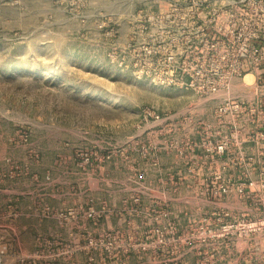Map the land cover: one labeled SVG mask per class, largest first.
Returning <instances> with one entry per match:
<instances>
[{"label": "rangeland", "instance_id": "rangeland-1", "mask_svg": "<svg viewBox=\"0 0 264 264\" xmlns=\"http://www.w3.org/2000/svg\"><path fill=\"white\" fill-rule=\"evenodd\" d=\"M136 5L125 0L117 6L105 0H0L2 264H130L144 249L150 250L153 264L159 246L154 225L143 237L135 226L124 232L105 224L97 234L88 231L87 220L105 221L116 210L102 194L96 206L90 188L126 187L134 204L144 198L154 205L159 126L146 127L142 110L173 115L168 121L176 125L213 121V113L192 92L138 80L107 58L109 36L104 31L97 35L98 14L107 12L103 14L111 17L109 26L117 27L118 38L125 30L126 10ZM82 189L83 195H74ZM60 190L72 193L64 195L71 199L68 205L36 211L35 221L44 216L59 226L78 221L87 236L81 241L50 237L36 223L35 242L33 227L20 235L17 223L26 212L15 205L17 200ZM89 210L99 214L97 221L86 218ZM60 212L70 214L61 219Z\"/></svg>", "mask_w": 264, "mask_h": 264}, {"label": "built area", "instance_id": "built-area-1", "mask_svg": "<svg viewBox=\"0 0 264 264\" xmlns=\"http://www.w3.org/2000/svg\"><path fill=\"white\" fill-rule=\"evenodd\" d=\"M123 1L105 0L116 6ZM125 1L137 5L126 10L120 37L114 38L117 27L109 26L111 17L103 14L107 12H100L95 23L97 35L104 31L109 36L107 58L138 80L190 91L197 101L213 102V121L196 123L201 129L198 140L184 132L180 141L168 145L186 160L188 174L202 173L201 194L249 202V210L215 209L199 231L192 227L175 239L248 238L256 264L264 263V250L256 239L264 237V0ZM142 116L146 127L159 126L160 135L177 129V123L168 121L173 115L144 108ZM195 148L203 151L198 159L188 154ZM68 214L60 212L58 217L66 219ZM160 214L166 217L168 212ZM98 216L93 210L86 213L87 219L97 221ZM153 231L162 246L175 226H154ZM5 250L0 238V264Z\"/></svg>", "mask_w": 264, "mask_h": 264}, {"label": "crops", "instance_id": "crops-1", "mask_svg": "<svg viewBox=\"0 0 264 264\" xmlns=\"http://www.w3.org/2000/svg\"><path fill=\"white\" fill-rule=\"evenodd\" d=\"M202 104L211 109L213 107V102H202ZM171 119H175V116H172ZM174 126H177L176 131L168 135L158 136L155 132L154 147L157 149L155 157L158 168H155L153 178L157 194L159 195L158 201L156 200L154 205H148L142 198L140 203L134 204L131 201V193L127 190L128 188L125 189L126 187L90 188V193L92 198H94L93 203L96 206L100 202L98 195L102 194L107 196L105 203L113 205L116 210L107 216L105 221L101 219L100 222L94 224L87 220L88 231L92 234H97L106 224L107 228L120 227L124 232L126 228L129 229L130 226H135L138 229V234H141L147 229L149 231L153 225L165 228L169 223H173L175 233L165 234L166 237L170 236L173 240L167 245L158 246V254L153 258V264H163L164 262H169V264H256L248 238L199 236L192 239H175V237L187 235L192 227L199 231L204 222L210 218L209 216L213 210L220 208H229L233 212H239L243 209L249 210V202L240 201L236 196L225 200L221 198L215 200L199 192V179L203 177L202 173L200 174L201 176L197 177L188 174L183 164L186 160H181V157L177 154L176 147H170L168 143L174 139L180 141L184 132L188 133L194 140H198L201 129L196 123ZM212 127L214 126L212 125ZM211 130L214 129L212 128ZM201 153L203 151L199 148L188 152L190 156L196 159L199 158ZM147 176L146 172L145 177ZM142 177L144 178L143 174ZM2 191L0 188V207L3 205ZM61 191L66 190H60L56 193L47 191L32 193L28 200H17L18 202L15 205H18L17 207L20 210L26 212L19 218L17 223L20 235L26 229L30 228L33 232V228H35L31 241L32 243L35 242L37 239L35 232L38 231L36 230V223L50 237L54 235L64 239L73 238L75 241H81L84 236H87L84 233L86 230H83L86 227L78 221L73 226H67V224L59 226L51 216H44L41 222H39L40 220L35 221L36 211L45 210L46 207L55 211L54 209H64L68 205L67 202L71 201V199H67V196L64 195H72V193ZM8 192L13 191L9 190ZM84 192L85 190L82 189L74 193V195H83ZM16 193L18 192L16 191ZM37 196L41 197L35 199ZM123 197L127 198V200ZM122 198L123 200H121ZM133 206H135L134 209L132 208ZM130 211L133 212L130 213ZM163 211L168 212L166 217L160 214ZM133 213H136V215ZM153 214L155 215L154 220L151 218ZM30 223L31 225H29ZM141 237H143V234H141ZM256 239L264 250V237ZM31 248H33V244H31ZM147 252L150 253V250L144 249L135 254L140 261L135 256H132L130 264L136 261H139L140 264H151L150 255ZM74 257V260L77 259V255Z\"/></svg>", "mask_w": 264, "mask_h": 264}, {"label": "bare ground", "instance_id": "bare-ground-1", "mask_svg": "<svg viewBox=\"0 0 264 264\" xmlns=\"http://www.w3.org/2000/svg\"><path fill=\"white\" fill-rule=\"evenodd\" d=\"M247 76V75H246ZM246 76H245V79H246ZM248 76H250L249 74H248ZM247 81V80H246ZM250 81V80H249ZM249 81H247V82H249Z\"/></svg>", "mask_w": 264, "mask_h": 264}]
</instances>
